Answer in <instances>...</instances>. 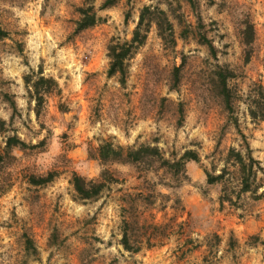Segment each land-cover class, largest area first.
Instances as JSON below:
<instances>
[{"label": "rangeland", "instance_id": "rangeland-1", "mask_svg": "<svg viewBox=\"0 0 264 264\" xmlns=\"http://www.w3.org/2000/svg\"><path fill=\"white\" fill-rule=\"evenodd\" d=\"M89 3L98 19L77 30ZM144 5L159 21L165 12L172 34L153 22L121 83L108 75V46L131 38ZM0 25V264H264V198L221 205V183L204 172L219 171L239 132L264 167V119L248 113L263 102L264 0H0ZM38 67L60 90L36 116L23 75ZM220 69L232 74L231 112ZM14 135L24 143L5 152ZM105 141L200 159L102 162ZM103 169L118 181L80 197L73 172L100 179ZM125 229L137 249L124 248Z\"/></svg>", "mask_w": 264, "mask_h": 264}, {"label": "trees", "instance_id": "trees-1", "mask_svg": "<svg viewBox=\"0 0 264 264\" xmlns=\"http://www.w3.org/2000/svg\"><path fill=\"white\" fill-rule=\"evenodd\" d=\"M110 3V2H107ZM80 17L77 20L76 29L81 30L93 25L98 16L92 3L86 6H80ZM161 14V21L166 23L167 29L172 34V26L168 20L165 12L159 10ZM152 10L149 5H144L139 13L138 21L133 29L132 36L129 40H116L111 42L108 46V55L110 58L108 75L118 74L121 83L125 81V75L127 73V60L135 50L144 43L147 32L153 22L157 25H161V21L151 16ZM8 35L5 28L0 25V38ZM251 41L249 40L248 43ZM247 43V44H248ZM177 68L174 71V81L177 80ZM232 74L223 69L217 71V82L220 88V94L222 95L226 108L231 112L233 111V104L231 102V92L227 86V79ZM24 85L29 93V96L35 101L34 111L36 116H39L41 109L46 101V97L53 92H58L57 81L49 76L43 74L42 68L38 67L37 70L30 68L27 73L23 75ZM259 96L263 102H259L258 98H253L248 103V113L254 118L264 119V87L259 84ZM257 96V95H256ZM181 110V108H180ZM234 123L237 125V120L234 119ZM241 136L240 147L236 148L231 146L228 149L224 164L219 171L216 172V167L213 164L210 169L205 168L206 182L208 184L221 183V191L219 196V202L223 205L227 202L230 205H235L240 200L242 193L250 192L255 198H264V167L258 158L253 155L252 148L244 133L239 132ZM17 136H8L5 141L4 151L8 152L9 149L15 145L23 144ZM145 157H153L160 159L162 165L169 167H175L179 169L188 160L199 161V156L196 151L185 150L180 157L170 162L165 158H162L159 148L157 146L150 145H114L111 142L105 141L98 147V158L102 162L116 161V162H138ZM2 156L0 154V161ZM229 165L234 168L230 170ZM262 176L259 177L258 174ZM51 173L46 177H33L32 181L35 183L46 182L50 179ZM118 181V178L114 177L108 169H103L100 174V179H86L85 177L73 172L70 182H72L75 191L82 198L96 197L103 190L106 182ZM262 190L257 194L258 190ZM122 222L128 224V220L123 218ZM125 225V226H126ZM121 243L126 249L132 248L130 245V236L128 230L125 229L122 232Z\"/></svg>", "mask_w": 264, "mask_h": 264}]
</instances>
